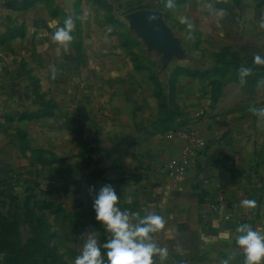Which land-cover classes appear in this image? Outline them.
<instances>
[{"label": "crops", "instance_id": "0c3cea01", "mask_svg": "<svg viewBox=\"0 0 264 264\" xmlns=\"http://www.w3.org/2000/svg\"><path fill=\"white\" fill-rule=\"evenodd\" d=\"M68 17L65 46L53 35ZM257 54L264 0H0V176L68 160L76 171L84 156L88 190L111 184L122 210L163 218L151 235L168 255L154 264H243L237 225L264 231ZM241 67L251 69L243 83ZM179 128L207 142L183 175L164 168L182 154ZM95 217L77 248L59 242L63 264L90 235L111 238Z\"/></svg>", "mask_w": 264, "mask_h": 264}, {"label": "rangeland", "instance_id": "374dc122", "mask_svg": "<svg viewBox=\"0 0 264 264\" xmlns=\"http://www.w3.org/2000/svg\"><path fill=\"white\" fill-rule=\"evenodd\" d=\"M81 160L76 171L69 169L68 160L63 171L2 177L0 264H63L69 252L61 250L59 242L77 248L85 238L92 222L86 214L95 211L87 194L84 156ZM93 223L101 227L96 219Z\"/></svg>", "mask_w": 264, "mask_h": 264}, {"label": "clouds", "instance_id": "9594fccd", "mask_svg": "<svg viewBox=\"0 0 264 264\" xmlns=\"http://www.w3.org/2000/svg\"><path fill=\"white\" fill-rule=\"evenodd\" d=\"M73 27V21L68 17L63 26L56 27L53 40L67 46L66 42L73 39L71 35ZM254 62L264 64V57L257 54ZM250 72V68L241 67L239 71L241 83ZM259 115L264 116V111ZM89 191L93 198L95 218L111 233V238L101 246L95 235H90L81 253L75 258L74 264H154V255H159L161 260L167 257L168 249L159 247L151 235L164 226L160 215L151 212L141 217L139 213L122 210L118 204L120 195L111 184H104L98 190L92 186ZM241 203L245 207H251L256 202L246 199ZM236 232L235 243L242 253L243 264H264V231L248 223H240L236 227ZM102 247L107 249V260L104 258ZM231 255L235 256L236 253ZM223 264H229V260H224Z\"/></svg>", "mask_w": 264, "mask_h": 264}, {"label": "built area", "instance_id": "2783aa9c", "mask_svg": "<svg viewBox=\"0 0 264 264\" xmlns=\"http://www.w3.org/2000/svg\"><path fill=\"white\" fill-rule=\"evenodd\" d=\"M172 135L174 139L183 144V150L179 157L167 159L164 162V168L168 171H175L183 175L195 160L197 153L206 150L207 142L195 128H179L174 130ZM221 200L222 197L217 201L208 202V207L212 210L218 209Z\"/></svg>", "mask_w": 264, "mask_h": 264}, {"label": "trees", "instance_id": "16d2710c", "mask_svg": "<svg viewBox=\"0 0 264 264\" xmlns=\"http://www.w3.org/2000/svg\"><path fill=\"white\" fill-rule=\"evenodd\" d=\"M0 180H1V181H5L4 179L1 178V176H0Z\"/></svg>", "mask_w": 264, "mask_h": 264}]
</instances>
